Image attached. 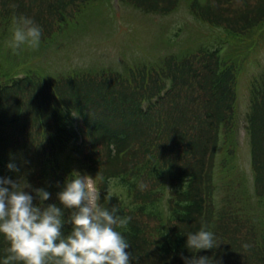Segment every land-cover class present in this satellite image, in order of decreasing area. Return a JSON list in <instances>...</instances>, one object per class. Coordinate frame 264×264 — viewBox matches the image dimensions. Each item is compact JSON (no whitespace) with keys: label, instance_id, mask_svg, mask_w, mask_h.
I'll return each mask as SVG.
<instances>
[{"label":"trees","instance_id":"obj_1","mask_svg":"<svg viewBox=\"0 0 264 264\" xmlns=\"http://www.w3.org/2000/svg\"><path fill=\"white\" fill-rule=\"evenodd\" d=\"M118 3L165 16L185 3L211 26L214 42L125 73L71 69L54 76L35 65L36 54L54 49L69 30L84 32L93 20L113 28L112 0H0V177L27 182L31 188L25 191L33 196V189L42 188L51 194L44 206L63 208L57 193L66 178L78 166L97 174L102 206L131 217L125 229H117L130 244L131 264H184L182 257L195 254L186 235L201 227L214 233L219 246L198 256L220 264H264V70L249 87L253 202L235 174L238 84L263 54L264 0ZM20 16L42 28L41 44L9 56L14 18ZM219 154L227 184L220 209L214 196ZM246 201H256L254 213L241 208ZM70 214L64 209V236L72 230ZM9 246L0 234V264ZM45 264H55L54 258Z\"/></svg>","mask_w":264,"mask_h":264},{"label":"clouds","instance_id":"obj_2","mask_svg":"<svg viewBox=\"0 0 264 264\" xmlns=\"http://www.w3.org/2000/svg\"><path fill=\"white\" fill-rule=\"evenodd\" d=\"M42 28L26 16L14 18L12 38L8 42L14 52L28 45L38 49ZM110 147L115 155V142ZM14 169L13 164L8 165ZM27 182L0 177V234L9 242L8 255L3 264L20 261L22 264H45L54 258L55 264H131L130 244L117 229H125L130 216H121L119 209L103 207L100 203L98 175L93 178L73 171L66 178L55 203L43 205L50 193L42 188L33 189ZM40 204L35 205L34 199ZM108 195L105 199H110ZM64 209L71 210L68 223L70 234L64 236ZM186 247L195 254L182 257L184 264H220L212 257L197 255L201 250L216 249L219 244L212 231L201 227L187 235ZM244 248L250 245L244 244Z\"/></svg>","mask_w":264,"mask_h":264},{"label":"rangeland","instance_id":"obj_3","mask_svg":"<svg viewBox=\"0 0 264 264\" xmlns=\"http://www.w3.org/2000/svg\"><path fill=\"white\" fill-rule=\"evenodd\" d=\"M112 7L113 28L108 29L105 23L93 20L92 25L84 32L80 29L69 30L66 35L60 36L54 49L49 51L42 49L36 54L35 65L44 66L45 68L41 70L48 69L49 74L54 76L71 69H109L125 73L129 67L144 63L154 64L171 54H177L186 49L196 51L199 46H208L214 42L210 36L213 32L211 26L190 14L185 3H182L179 9L169 16L145 15L140 11L122 9L118 0H112ZM17 53L9 50L8 55ZM263 70L264 50L262 55H258L256 65L245 71L238 84L239 151L236 163L240 173L236 171L235 174H239L238 178L241 182H245V189L253 198V200L250 198L252 202L254 201L253 171L247 130V112L250 109L249 87L251 78L262 73ZM223 163L224 159L219 154L214 171L216 185L214 196L217 208L223 207L222 201L227 192V184L222 174ZM79 168V166L76 168V172L81 175H95ZM111 192L119 195L124 193L121 189L114 187L111 188ZM242 207L250 211V214L254 213L256 201L252 205L246 201L243 205L241 204Z\"/></svg>","mask_w":264,"mask_h":264}]
</instances>
